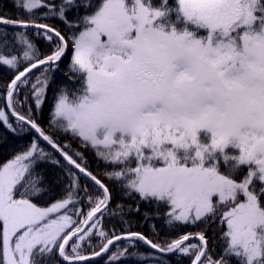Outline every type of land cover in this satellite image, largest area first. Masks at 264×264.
<instances>
[{"label": "snow or ice", "instance_id": "snow-or-ice-1", "mask_svg": "<svg viewBox=\"0 0 264 264\" xmlns=\"http://www.w3.org/2000/svg\"><path fill=\"white\" fill-rule=\"evenodd\" d=\"M13 3L27 16L0 14L23 48L22 56L5 52L0 33V67L13 73L0 91V129L38 135L0 163V264H163L167 256L264 264V0ZM30 28L52 45L43 57ZM69 50L74 87H57L48 122L68 138L61 142L36 114ZM6 142L0 137V147ZM44 164L60 172L50 176ZM109 185L133 204L113 207ZM54 186L63 187L60 198L34 202ZM153 204L174 238L128 227L125 216L147 221ZM107 216L124 227L109 228ZM215 224L218 257L207 236ZM189 226L200 230L179 231ZM140 247L146 252L130 251Z\"/></svg>", "mask_w": 264, "mask_h": 264}, {"label": "trees", "instance_id": "trees-1", "mask_svg": "<svg viewBox=\"0 0 264 264\" xmlns=\"http://www.w3.org/2000/svg\"><path fill=\"white\" fill-rule=\"evenodd\" d=\"M56 2L59 3V0H56ZM0 14H5L12 18L27 16V13H25L22 9H17L15 7L13 0H0ZM40 14H41L40 12L37 13V15ZM79 14L81 16L84 15V9L81 8L79 10ZM75 15H76L75 9L68 12V16L70 18L74 17ZM40 22H45V21L42 20ZM48 22H52V21H48ZM57 26L63 27V25L60 24H57ZM17 30L19 29L13 28L11 26H0V33L5 31L7 32L8 46L6 49H4V51L12 55L22 56L23 48L15 41L14 38V34ZM26 35L35 45L41 57L49 53L52 45H50L48 41L42 38V36H38L34 29L31 28L28 29L26 31ZM70 56H71V51L69 50L68 55L63 59L62 63L60 64L59 70L56 71L55 73H50V75L54 76V82L46 92V101L42 105L41 111H39L36 114L41 126L46 131H49L53 135L57 136V138L61 142L67 141L68 138L62 132H56L54 129H50L48 122L50 120V113H51V106L53 104L54 92L56 91L57 87L61 84L66 85L69 90H71L74 87L71 80L73 74L70 73L67 68ZM39 74H40V70H34V75L31 77V79L35 80V77L38 76ZM12 76H13L12 71L8 70L7 67H0V91L4 90L6 84L10 81ZM23 91H26V89H24ZM23 91L21 92V97L23 96ZM26 107L27 105H25V108ZM12 123L15 126L18 122L12 119ZM17 133L18 134L7 133L4 129H0V137H6V141H7L6 144L3 145V147H0V163L5 162L6 159L9 158L14 152L23 151L31 143V140L34 138V136L38 135L34 133V130L29 132H22L19 128H17ZM72 143L74 146L78 147L75 141H72ZM40 146L45 148L46 151H54L50 148L49 145H47L46 142L41 141ZM55 155L58 156V154ZM85 156L88 163L90 164L91 169L93 171H98L97 162L93 156V153L91 151L85 152ZM42 170L47 172L50 176L56 175L60 172V169L58 167L52 166L50 164L42 165ZM102 170H103V165L101 164L99 166V171ZM221 170L223 171V168ZM244 172H246V169L237 173L236 178L239 179ZM100 178L104 179L102 175ZM105 182L107 183V181ZM81 183H83V181H81ZM109 186L113 187V196H114L113 207H115L116 201L124 203L125 206H127L128 204H133V200H129L127 197L121 199L122 193L119 191L118 187H114L112 185ZM62 192H63L62 186H54L52 191L48 192L45 195H42L40 199H35L34 202L37 203L39 206H47L54 199L60 198ZM148 207H149L148 204H142L141 212H143L144 209ZM151 211H152V218L148 219L147 221H145L141 215L133 214V215L125 216V219H127L130 222L128 227H130L132 231L143 232L146 236H148L153 240L163 241L165 239L174 238L176 235H178V232L170 231L169 227L165 224L163 211L161 212L159 218L156 217V209L154 204L151 206ZM119 219H120L119 217L112 218L110 216H107L105 217V224L109 228H111L112 225H116L117 230H119L121 227H124L123 225L120 224ZM153 225L155 226V231H153ZM199 230L200 229L197 227L189 226L187 228L180 229L179 231L195 232ZM221 231L222 229L218 224L212 225L211 227L208 228L207 231L210 254L214 257H218L221 254V250L224 246V242L220 239ZM193 242L196 243V241ZM95 243L96 241H93V244ZM121 247H123V244H121ZM137 250L141 252H146L145 248L143 247H140L139 249L137 248L130 249V251H137ZM113 251H115V248L113 249ZM110 254L111 253H109V255ZM160 259L163 261V264H191L189 259L187 258L182 259L179 256L160 257ZM97 264H104V261L98 260ZM126 264H139V262H137L133 258L127 261ZM231 264H235V261H232Z\"/></svg>", "mask_w": 264, "mask_h": 264}, {"label": "water", "instance_id": "water-1", "mask_svg": "<svg viewBox=\"0 0 264 264\" xmlns=\"http://www.w3.org/2000/svg\"><path fill=\"white\" fill-rule=\"evenodd\" d=\"M195 241V240H194ZM197 242V241H196Z\"/></svg>", "mask_w": 264, "mask_h": 264}]
</instances>
